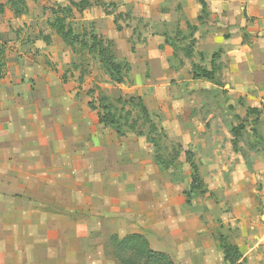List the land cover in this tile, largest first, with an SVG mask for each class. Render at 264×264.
Wrapping results in <instances>:
<instances>
[{
  "label": "rangeland",
  "instance_id": "374dc122",
  "mask_svg": "<svg viewBox=\"0 0 264 264\" xmlns=\"http://www.w3.org/2000/svg\"><path fill=\"white\" fill-rule=\"evenodd\" d=\"M167 1L159 3L161 13L175 10L180 14H171L164 21L156 20L155 11L150 12L151 18H145L130 4L102 2L107 11L124 16L119 24L121 32L126 33L118 35L113 44L91 20L96 12L106 15L101 7L81 13L72 9L69 18L56 5L57 17L43 22L41 37L47 36L57 18H67L65 27L80 34L73 47L54 34L59 41L51 59L59 62L56 66L62 70L66 89L76 93L77 107L91 111L107 129L108 167L106 171L103 168L108 175L106 185L103 187V179L77 177L75 203H107L108 212L102 214L101 221L97 210H91L90 217L92 232L108 240L110 264H118L110 256L111 237L136 233L144 236L155 251L174 257L177 264L180 257L185 258V264H215L214 253L219 246L223 252L220 264H246L245 258L226 260L223 247L225 243L235 246L241 222L248 226L261 223L264 233V82L258 75L247 79L234 70L230 66L234 62L225 58L226 49L215 44L218 41L201 40L214 27H218L216 40L220 32L227 33L209 11L202 15L204 0ZM197 3L202 15L198 27L190 23L188 13L185 17V11L194 12ZM103 27L107 32L113 25L107 27L103 22ZM92 32L111 43L117 60L127 64L120 82L109 74L99 54L81 46L83 36L92 43ZM164 35L171 36L174 47L154 41ZM219 53L220 58L213 62V78H194L196 66L211 70L212 58ZM139 101L164 131L159 150L147 139L149 125ZM104 104L108 108H103ZM107 110L120 122L125 136H118L115 129L100 122L99 115L104 117ZM86 124L85 120L77 123V144L86 139ZM157 155L175 164L160 166ZM77 172L84 174L82 170ZM99 185L101 200L97 196ZM263 248L260 252L264 253Z\"/></svg>",
  "mask_w": 264,
  "mask_h": 264
},
{
  "label": "crops",
  "instance_id": "0c3cea01",
  "mask_svg": "<svg viewBox=\"0 0 264 264\" xmlns=\"http://www.w3.org/2000/svg\"><path fill=\"white\" fill-rule=\"evenodd\" d=\"M88 1L130 4L137 15L151 18L150 12L155 11L156 20L161 21L180 14L175 10L161 13L159 3L166 0ZM204 1L210 17L227 33L220 32L216 40L218 27H214L206 35L202 33L201 40L218 41L215 44L226 49L225 58L234 62L230 65L234 70L247 79L258 75L264 82V0ZM0 4L4 5L0 15V264H110L108 240L92 232L90 217L91 210H97L101 221L102 214L108 212L107 203H75L77 177L103 179V187L106 185L107 129L91 111L77 107L76 93L63 84L62 70L56 66L59 62L51 59L59 41L57 33L51 28L46 32L51 45L41 37L44 20H52L56 5L66 7L68 2L26 0L27 10L20 16L8 0H0ZM185 12L198 27L200 4L194 12ZM97 13L91 20L106 39L115 43L118 35L126 33L116 30L113 17ZM103 22L113 28L106 32ZM154 41L165 43L164 37ZM82 120L88 133L83 144H77L75 132ZM77 170L84 174L76 175ZM97 196L102 199L101 185ZM239 227L241 235L235 245L246 264H261L262 224L241 222ZM220 250L214 253L215 264L223 261ZM184 260L180 257L179 264Z\"/></svg>",
  "mask_w": 264,
  "mask_h": 264
},
{
  "label": "trees",
  "instance_id": "16d2710c",
  "mask_svg": "<svg viewBox=\"0 0 264 264\" xmlns=\"http://www.w3.org/2000/svg\"><path fill=\"white\" fill-rule=\"evenodd\" d=\"M68 2L69 7H63L58 6V10L64 9L63 11H66L68 14V17L71 18L73 14V10L75 9L77 12L81 13L89 8L92 7H101L106 15L108 16H115L114 17V24L119 32L123 30V28L119 24V19H121L123 16L122 13L116 14L113 12H109L106 10V4L102 3L100 1L96 2H90L88 0H82L79 3H75L74 0H66ZM8 2L12 5L13 9L15 10V14L17 16L22 15L26 12V0H8ZM202 5V15H206V11L208 6L205 1L201 3ZM68 8V9H67ZM67 9V10H65ZM4 12V5L0 4V15H2ZM58 12L53 9L54 16L57 15ZM201 15V16H202ZM128 18L131 17L130 14L126 15ZM200 16L199 20L202 18ZM57 17V16H56ZM56 19V18H55ZM66 19H60L57 18L54 20V23L51 24L52 29L57 33V35L63 39V41L66 43L67 46L73 47L77 40L80 39V34L77 35L74 28H66L65 22ZM67 29V30H65ZM171 36L164 35L165 38V44L166 46L174 47V43ZM83 40L81 41V46L83 48L89 49V51L93 53H97L100 56L101 63L103 66L107 69L109 74L113 78H118L119 82L121 81V78L125 75V69L128 68L126 66L127 64L123 65L121 62L117 60L116 55L112 51V44H107V42L94 34L93 32L90 33L89 39L91 40V44H89L83 36ZM44 40L47 44L51 43L50 37L46 36L44 37ZM134 45V44H132ZM163 47V46H161ZM134 50V46H133ZM220 58V54H215L212 58V69L207 70L205 68H201L199 66H196V74L194 78H205V79H212L213 74L216 72V68L214 67L213 62H216L214 60ZM2 76V72L0 71V78ZM101 101L104 100V97H101ZM134 102V100H131ZM131 102V103H132ZM138 107H140L141 112L143 116L146 119V122L149 125V135L147 136L148 141L157 149L159 150L161 148V143L163 138H165L164 131L159 129L157 125L152 121L149 111L144 106L142 101L138 102ZM91 108H94L92 104H90ZM103 108H108V106L103 105ZM99 119L101 123H104L106 126H110L113 129L116 130L118 136L122 137L125 136V132L122 130V127L120 126V122L116 119V117L107 110L105 113V116L102 117L99 115ZM133 129V128H131ZM132 131H135L134 129ZM156 161L160 166L169 167L170 165H174L175 161H172L170 163L166 162L160 155L156 156ZM110 247H112L113 250H111L110 256L114 257L117 260L118 264H175L173 259L166 253L158 252L152 249L149 241L140 234H130L126 235L123 238L118 237L117 235H114L109 240ZM224 255L226 257V260L228 259H234L235 261H239L242 258L244 259L243 254L240 252L239 248L235 245H229L227 243L224 244L223 247Z\"/></svg>",
  "mask_w": 264,
  "mask_h": 264
}]
</instances>
